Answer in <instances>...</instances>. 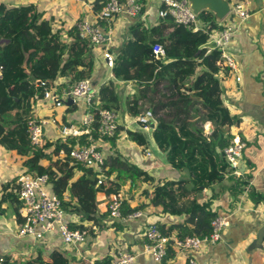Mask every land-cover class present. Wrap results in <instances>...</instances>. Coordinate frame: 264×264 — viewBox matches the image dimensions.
I'll list each match as a JSON object with an SVG mask.
<instances>
[{
	"label": "trees",
	"instance_id": "obj_1",
	"mask_svg": "<svg viewBox=\"0 0 264 264\" xmlns=\"http://www.w3.org/2000/svg\"><path fill=\"white\" fill-rule=\"evenodd\" d=\"M199 19L209 23V32L186 29L169 18H164L156 28H150V32L143 20L133 23L129 27L130 38L116 55L112 68L114 75L122 79L147 87L152 81V97L159 96V99L141 100L140 105H137L138 100H133V114L150 112L148 123L154 127L151 131L129 128L127 135L138 145L147 147L149 134L164 154L166 164L188 171L186 179L157 183L150 197L151 203L160 206L164 213L187 214L183 223L156 224L163 234L178 238L210 232V221L216 213L210 210V202L199 204L193 194L203 186L223 180L228 166L218 149L228 145L232 138L229 127L239 123L221 101L219 75L226 74L227 70L222 67L219 49L203 48L198 52L199 46L209 40V33L222 30L223 24L215 22L209 11H202ZM164 29L167 35L163 34ZM0 40H3L0 43V145L23 159L24 172L48 174L49 188L61 198L68 214L92 220L94 224L98 220L96 194L106 184L108 190L115 192L126 179L152 181L145 171L115 154L105 158V173L109 177L116 172V181L107 178L109 180L96 187L91 169L72 162L68 156L52 160V154L57 155L61 148L68 153L67 143L73 144L74 138L53 145L45 142L40 147L30 144L27 121L34 113L36 99L41 98L58 77H67L68 84L72 85L89 78L93 71L91 45L78 36L74 26L66 31L55 28L54 20L33 3L0 2ZM155 43L163 48L162 59L155 58L152 52ZM25 58L26 66L23 65ZM191 77L193 81L187 83ZM160 83H165L164 88L157 90L156 84ZM99 96L98 108H118L113 83L102 86ZM192 118H195L193 122ZM208 121L213 129L206 133L204 124ZM93 134L96 136L95 132ZM79 142L89 143L85 134L79 137ZM43 159L50 163L42 165ZM78 169L83 175L75 179ZM65 193L66 199L63 198ZM134 210L122 206L123 214ZM68 224L71 228L86 229L83 225ZM90 230H94V226ZM111 260L105 256L95 264H111ZM24 264L69 262L62 253L53 251L48 260L38 254Z\"/></svg>",
	"mask_w": 264,
	"mask_h": 264
},
{
	"label": "crops",
	"instance_id": "obj_2",
	"mask_svg": "<svg viewBox=\"0 0 264 264\" xmlns=\"http://www.w3.org/2000/svg\"><path fill=\"white\" fill-rule=\"evenodd\" d=\"M103 1L0 0L6 4L33 3L45 16L54 20L55 28L64 31L74 26L78 20H93ZM247 1L250 15L242 22L237 18L230 20L236 25L237 32L229 43V50L238 61L241 81H235L228 72L219 75L222 104L232 116L239 119V123L229 127V132L232 135L237 133L246 144L243 150V164L238 168L239 174L227 171L223 180L203 186L193 194V198L199 204L210 202L211 211L228 215L229 219L219 241L193 253L196 264H264V0ZM157 10V3L151 0L140 17L132 18L126 15L116 17L115 32L109 47L114 60L130 38L129 27L133 23L143 20L147 32H150V28L162 24L164 19L158 17ZM163 34H168L167 29H164ZM105 48L103 46L93 49L94 65L88 81L90 86L98 91L102 86L113 83L118 96L116 111L119 122L113 142L109 137L96 140V144L103 151L105 158L119 154L126 163L151 176V182L126 179L119 187L124 192L123 204L135 208L134 211H140L141 214L131 219L110 222L107 205L112 192L108 190L109 186L106 184L96 194L97 222L93 224L92 220L81 219L77 215L67 213L69 222L86 228L84 242L65 245L56 233L41 240L19 235L17 228L22 219L18 214L16 177L24 172L23 159L14 151L0 145V255H6L13 264H24L38 254L43 260H48L53 251L62 253L69 264H95L105 256L112 259L113 255L121 250L130 251L135 255L131 264H156L143 253L144 232L147 226L150 224L168 226L183 223L187 218V214L184 213H164L160 206L151 203L150 197L157 183L164 180L186 179L188 171L177 170L166 164L164 154L151 141L149 134L150 142L147 147L138 145L127 135L129 128L145 130L137 121L138 113L133 114L132 103L133 100H138L137 105H140L141 100L147 98L159 99L158 94L152 97L153 82L149 81L147 84L150 86L147 87L133 80L116 77L112 70L113 66L108 68L102 55ZM193 79L194 77H191L187 83ZM54 85L59 94L70 86L67 77L56 78ZM164 85L165 83L156 84L157 90H162ZM69 106H73V109H67ZM86 111V102L80 98L62 106H52L42 101L35 107L34 115L38 119L47 120L43 138L45 142L53 145L63 142L59 132L61 125L80 124ZM194 120L195 118H192L191 121ZM208 123L212 130L211 122ZM198 124L201 125V122ZM51 149L52 147L48 150ZM146 151L151 153V157L146 155ZM56 158L57 155L52 154V160ZM49 163L50 160H41L42 165ZM82 175L83 171L78 169L74 178ZM110 176V180L116 181V172ZM63 198H67L66 193ZM92 226L94 230H90ZM172 257L173 251L170 250L167 264H188L182 255H177L174 259Z\"/></svg>",
	"mask_w": 264,
	"mask_h": 264
},
{
	"label": "built area",
	"instance_id": "obj_3",
	"mask_svg": "<svg viewBox=\"0 0 264 264\" xmlns=\"http://www.w3.org/2000/svg\"><path fill=\"white\" fill-rule=\"evenodd\" d=\"M145 1L104 0L95 12L93 20L83 19L75 23L74 27L78 36L89 42L92 51L99 47H106L102 55L108 68H112L114 63V55L109 47L115 32L114 22L116 17L126 15L137 18L142 16ZM155 2L158 5L157 15L159 18H169L174 24L182 25L192 31H208L209 23L203 22L199 19V16L194 14L187 0H155ZM228 2L230 11L223 20L222 30L211 31L209 39L215 40L216 48L220 51L222 67L232 74L235 81L240 82L238 61L229 50V43L237 32V27L230 21L225 22V20L234 16L239 22H242L250 15V10L247 0H228ZM152 52L155 58L162 59L163 48L159 43L152 46ZM38 83L42 84L41 81H38ZM67 97H71L73 101L83 98L87 105V111L80 124L61 125L59 132L62 141L65 143L68 138H74L75 142L73 144L67 143L68 153L61 148L57 158L64 159L68 156L72 162L91 169L96 179L95 186H101L107 178L111 179V176H106L105 156L96 144V140L113 137L116 134L119 122L118 112L111 108H98L100 104L99 91L90 86L88 78L74 82L62 90L60 94L53 83L50 88L45 90L41 98L36 99L33 108L39 106L42 101L48 102L52 106H62L65 104ZM150 116V112H146L137 118L138 123L143 124L142 127L145 130L150 128L148 123ZM45 123H47L46 119H38L34 113L27 121L28 138L32 146L40 147L45 143L43 138ZM204 130L206 133L211 131L208 122L204 125ZM94 132L96 136H94ZM84 134L87 136L88 144L79 142V137ZM245 146V142L237 133H234L228 145L220 150L218 149V152L224 156L228 171L239 174L238 168L243 164ZM146 155L151 157L149 151H146ZM16 184L19 200L18 214L22 219L17 228L19 235L41 240L56 233L65 245L84 242L86 231L69 226L67 212L62 206L61 198L49 188L48 174L36 173V175H33V172H21L16 177ZM123 200L124 192L121 189L110 194L107 205L110 222L131 219L141 214L140 211L123 214ZM228 223V215L216 214L210 221L211 230L208 234L203 236L188 235L184 238L165 235L156 224H150L144 232L143 253L152 258L156 264H167L169 252L172 250V259L176 258L177 255H182L188 264H196L193 253L219 241ZM134 259L135 255L132 252L121 250L113 255L111 264H131ZM0 264L13 263L6 255L1 254Z\"/></svg>",
	"mask_w": 264,
	"mask_h": 264
},
{
	"label": "water",
	"instance_id": "obj_4",
	"mask_svg": "<svg viewBox=\"0 0 264 264\" xmlns=\"http://www.w3.org/2000/svg\"><path fill=\"white\" fill-rule=\"evenodd\" d=\"M151 0L145 1V7H148ZM190 9L194 12L195 15L199 16L202 11H209L212 13L214 21L217 23L222 22L230 11V4L228 0H187ZM151 39V38H150ZM3 40H0L2 43ZM203 48L215 49L216 43L214 39H209L205 43L199 46L198 52ZM26 66V58L23 63ZM71 97H67L65 104L69 105L73 103ZM154 125L150 126V131L153 129ZM33 175H36V172H33Z\"/></svg>",
	"mask_w": 264,
	"mask_h": 264
},
{
	"label": "rangeland",
	"instance_id": "obj_5",
	"mask_svg": "<svg viewBox=\"0 0 264 264\" xmlns=\"http://www.w3.org/2000/svg\"><path fill=\"white\" fill-rule=\"evenodd\" d=\"M232 18H236V17H234V16L231 17V18L229 17L227 20H225V22L230 21V19H232ZM221 24H222V23H221ZM91 51H92V48H91Z\"/></svg>",
	"mask_w": 264,
	"mask_h": 264
}]
</instances>
